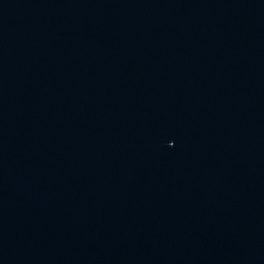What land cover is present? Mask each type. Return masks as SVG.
I'll return each instance as SVG.
<instances>
[{"label":"water","instance_id":"1","mask_svg":"<svg viewBox=\"0 0 264 264\" xmlns=\"http://www.w3.org/2000/svg\"><path fill=\"white\" fill-rule=\"evenodd\" d=\"M0 203L264 246V0H0Z\"/></svg>","mask_w":264,"mask_h":264}]
</instances>
